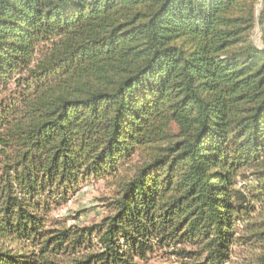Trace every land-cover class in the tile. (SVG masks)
<instances>
[{
    "label": "trees",
    "instance_id": "trees-1",
    "mask_svg": "<svg viewBox=\"0 0 264 264\" xmlns=\"http://www.w3.org/2000/svg\"><path fill=\"white\" fill-rule=\"evenodd\" d=\"M259 2L0 0V264H264ZM82 180L104 218L51 219Z\"/></svg>",
    "mask_w": 264,
    "mask_h": 264
},
{
    "label": "rangeland",
    "instance_id": "rangeland-1",
    "mask_svg": "<svg viewBox=\"0 0 264 264\" xmlns=\"http://www.w3.org/2000/svg\"><path fill=\"white\" fill-rule=\"evenodd\" d=\"M263 0H261L262 2ZM261 2L257 4V11L259 12ZM258 16V13H257ZM252 42L261 48L263 43L261 41V29L257 24L251 31ZM112 195V187L105 181H85L82 180L78 190L71 196V198L57 206L51 212L50 218L55 220H61L66 226H89L94 223H99L106 212L107 200ZM258 207V206H256ZM250 211V210H249ZM262 209L260 207L252 210L250 219L246 216L247 228L244 222L235 225L238 231V236L249 237L258 228L264 230V224H260L259 219L263 216L260 215ZM250 213V212H249ZM262 216V217H261ZM244 228H246L244 230ZM246 238V239H247ZM8 246V243H6ZM260 243L253 244H241L232 247L231 260L228 264H251L257 257L263 254ZM140 264H180V260L177 257L169 255L167 250L157 249L146 262Z\"/></svg>",
    "mask_w": 264,
    "mask_h": 264
}]
</instances>
